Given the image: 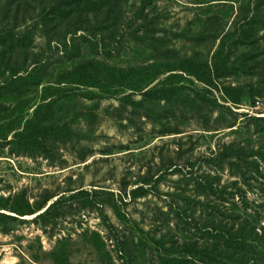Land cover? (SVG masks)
Masks as SVG:
<instances>
[{"label":"rangeland","instance_id":"374dc122","mask_svg":"<svg viewBox=\"0 0 264 264\" xmlns=\"http://www.w3.org/2000/svg\"><path fill=\"white\" fill-rule=\"evenodd\" d=\"M83 61L118 82L65 77ZM12 74L23 81L0 90V264H207L210 209L233 201L202 193L200 176L239 190L236 214L258 213L264 230V178L204 163L233 146L264 176V0H0V85ZM156 87L175 91L142 95ZM40 126L31 145L17 137Z\"/></svg>","mask_w":264,"mask_h":264},{"label":"trees","instance_id":"16d2710c","mask_svg":"<svg viewBox=\"0 0 264 264\" xmlns=\"http://www.w3.org/2000/svg\"><path fill=\"white\" fill-rule=\"evenodd\" d=\"M226 50V44L222 43L215 55V59H218L224 55ZM238 69L236 66L230 67V69ZM245 71V66L240 68ZM17 75L12 74L7 81H5L0 90H5L9 93H16L21 91L22 86L20 83L23 81L22 78L16 77ZM65 77L71 78L73 81H77L76 84L83 86H96L98 84L104 83L108 88L114 83L118 82L117 77L112 68L108 66L97 63L93 61H83L78 63L71 71L65 74ZM135 91V90H134ZM175 90H167L166 88L148 89L142 95L145 98L151 100H161L162 98H170ZM125 98L122 99L124 101ZM239 104V100L234 102ZM210 105V104H208ZM211 106V105H210ZM252 107H256V101L254 100ZM264 121V118H259ZM258 118H252L255 121H261ZM258 125V124H257ZM44 129V126H40L38 129H33L30 131L29 128L23 133H18L17 137L20 140L25 141L26 145H31L34 142L39 141L37 132ZM233 146L224 147L220 149L215 155H211L209 158H205L204 163L208 167L224 168L228 167L233 173H238L240 177L247 178V176H253L254 179L258 180V177L264 178L260 172V166L257 162H248L242 156V151H235ZM258 157L264 160V151L257 152ZM245 156V155H244ZM246 157V156H245ZM244 165V166H242ZM194 166L192 165L191 168ZM208 178V177H207ZM204 176L198 177L197 187L202 191V193L219 197L223 203H228L229 199L224 198L225 195H230L233 201L231 209L211 208L209 214L210 225L207 227V239L212 242L209 249L206 250L207 264H249L250 259H254L253 264H264V230L258 231L254 223L258 221V213L246 214L245 218L237 215L239 212V207L237 203L234 202V197L240 194L237 190L236 194L232 192H227V188H223L218 191L215 190L213 183H211ZM260 185L264 187V182H260ZM148 192L142 189V194L140 196H145ZM239 200L243 199V195L238 196ZM16 215L25 216L32 212H13ZM33 214V213H32ZM8 220H16L15 217L2 216ZM218 219V222L215 221ZM190 255V253H188ZM185 256L184 262L191 261L192 259L198 262L195 256ZM190 257V258H189ZM201 259V258H199ZM170 260V259H169ZM178 261V260H177ZM168 264H173V261L167 262ZM183 263V262H181Z\"/></svg>","mask_w":264,"mask_h":264}]
</instances>
